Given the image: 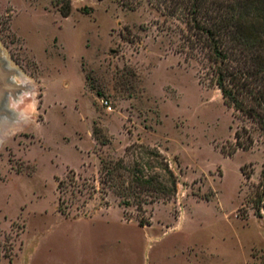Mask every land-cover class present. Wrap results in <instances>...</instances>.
<instances>
[{
  "label": "rangeland",
  "instance_id": "obj_1",
  "mask_svg": "<svg viewBox=\"0 0 264 264\" xmlns=\"http://www.w3.org/2000/svg\"><path fill=\"white\" fill-rule=\"evenodd\" d=\"M164 1L0 0L36 88L0 139V264H264V129L217 85L190 2Z\"/></svg>",
  "mask_w": 264,
  "mask_h": 264
},
{
  "label": "trees",
  "instance_id": "obj_2",
  "mask_svg": "<svg viewBox=\"0 0 264 264\" xmlns=\"http://www.w3.org/2000/svg\"><path fill=\"white\" fill-rule=\"evenodd\" d=\"M122 1L125 3L126 0ZM187 1L192 6L190 13L194 18V24L199 28V34L207 36L215 59L222 63L218 68L217 85L221 88L223 95L236 110L254 116L259 121L261 128L264 129V89L259 85L264 81V37L262 35L264 34V27L262 24L260 26L258 22H252L254 17L248 13L250 7L257 3L256 0H237V5L230 8V12H225V6L221 4L222 7H219L218 12L211 15L207 14V16L204 14L205 5L209 3V5L214 6L217 4L215 1ZM263 1L259 0V4H262ZM184 2L186 3V0H175V6L179 7ZM259 4L257 3V5ZM236 7L243 9L235 12L233 9ZM261 10L262 7L256 9L260 12ZM62 13L64 16L68 15V12ZM236 48H241L243 52L257 48V56L251 57L250 61L258 64L259 67L255 70L236 67L234 65V61L238 57L237 52L234 51ZM252 83L254 89H245L247 85ZM247 93L263 109L257 110L253 106L246 107L244 98L241 96L247 95ZM142 183H148V181L144 180ZM2 256H6V254H2L0 251V260Z\"/></svg>",
  "mask_w": 264,
  "mask_h": 264
},
{
  "label": "bare ground",
  "instance_id": "obj_3",
  "mask_svg": "<svg viewBox=\"0 0 264 264\" xmlns=\"http://www.w3.org/2000/svg\"><path fill=\"white\" fill-rule=\"evenodd\" d=\"M3 50H4V54L9 56L4 48ZM5 68L8 77H12L13 79L28 82L29 87H28L26 99H11L9 118L7 120L0 122V139L3 133H9L11 131L26 126L35 117V113H36V109H35L36 88L33 80L26 75L20 76L15 74L12 66H10V68L5 66Z\"/></svg>",
  "mask_w": 264,
  "mask_h": 264
},
{
  "label": "water",
  "instance_id": "obj_4",
  "mask_svg": "<svg viewBox=\"0 0 264 264\" xmlns=\"http://www.w3.org/2000/svg\"><path fill=\"white\" fill-rule=\"evenodd\" d=\"M75 2H85V0H75ZM6 67L12 66L14 73L24 75L21 69L4 54L0 45V122L9 118L11 99H26L29 83L8 77ZM4 139V138H3Z\"/></svg>",
  "mask_w": 264,
  "mask_h": 264
},
{
  "label": "flooded vegetation",
  "instance_id": "obj_5",
  "mask_svg": "<svg viewBox=\"0 0 264 264\" xmlns=\"http://www.w3.org/2000/svg\"><path fill=\"white\" fill-rule=\"evenodd\" d=\"M2 93H1V89H0V95H1Z\"/></svg>",
  "mask_w": 264,
  "mask_h": 264
}]
</instances>
